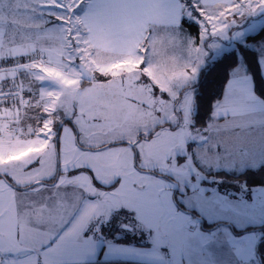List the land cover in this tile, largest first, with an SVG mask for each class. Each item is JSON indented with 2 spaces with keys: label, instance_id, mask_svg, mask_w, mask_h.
Masks as SVG:
<instances>
[{
  "label": "rangeland",
  "instance_id": "1",
  "mask_svg": "<svg viewBox=\"0 0 264 264\" xmlns=\"http://www.w3.org/2000/svg\"><path fill=\"white\" fill-rule=\"evenodd\" d=\"M82 1L0 0V60L23 49L48 56L24 76L6 71L16 75L28 105L25 112L0 105V264L105 258L101 250L117 237L128 242L125 259L113 262L148 260L140 252L183 259L194 243L187 239L198 233L183 226L190 213L220 223L211 231L263 224L264 185L220 188L225 180L216 172L257 167L264 157L240 163L242 150H230L240 138L225 136L229 149H218L212 123L199 128L192 113L200 70L264 26V0L216 11L201 4V17L187 7L198 36L150 26L135 55L96 51L77 11ZM259 60L261 67L264 55ZM236 81L227 82L212 118L264 103L253 80L240 87ZM45 214L51 216L41 219ZM262 232H234V251L251 257L249 264H264V249L260 259L256 248ZM202 236L229 247L218 235Z\"/></svg>",
  "mask_w": 264,
  "mask_h": 264
},
{
  "label": "crops",
  "instance_id": "2",
  "mask_svg": "<svg viewBox=\"0 0 264 264\" xmlns=\"http://www.w3.org/2000/svg\"><path fill=\"white\" fill-rule=\"evenodd\" d=\"M236 1L237 0H200V3L207 6L206 11L208 8H210V11H216L218 7L224 4H235ZM81 20L83 25L87 28L89 41L97 52H101L102 54L122 53L135 55L139 53L141 43L147 31L151 28L150 26H154V28L158 30H165L176 28L180 25L181 3L179 0H88L81 15ZM237 69L238 68L233 71L227 82H231L232 84L233 80L236 81L237 79L235 83L240 87L244 81L249 82L252 80L246 69L242 67L239 68V70ZM261 69L264 77L263 64H261ZM233 76H235V79H232ZM26 110L27 107L21 108L19 111L25 112ZM209 122L213 125L212 132H214V135H212V139L217 141L218 149H229V147L226 148L222 144L225 136L228 138L239 137L242 142L239 145L230 146V150H242L243 156L241 157L240 163H245L250 160L255 162L258 161L259 158L264 157V103H261L260 107L253 110L237 112L233 115L215 116L211 118ZM248 166H251V164ZM229 171H237V169L233 167L229 168ZM3 176L7 177L5 175ZM33 185L34 184L24 187H32ZM258 187L262 189L263 186ZM258 187H253L254 189L252 190H256ZM16 188L18 189L19 187ZM49 216H51V214L40 215L41 219H48ZM20 218H22V214H20ZM5 219L6 216L0 218V228L3 227ZM27 219L30 218L27 216ZM212 223L213 222H211V224ZM207 224L205 218L200 219V216L196 217L191 213L187 215L186 221L183 224L184 228L190 231L191 229L189 228H193V230L197 228L196 230L198 233H196L197 238L187 239V241H194V243L187 244L189 246V251L183 259H177V254H175V256H170V260L166 257L156 260V254L151 252H140V255L147 257L148 260L140 259L122 263L113 262L125 259V256L122 255L124 252L123 250H125L123 249V244L125 243L112 241L110 244H105L100 252L101 255L108 254L104 256L105 258L99 257L98 259H92L84 257L85 260H67L66 264H219V261L223 264H249L251 262V257L247 258L244 253L241 252L240 255H238L234 251L236 248L234 246L235 234L233 231L230 229L211 231L220 225L212 227L211 224ZM261 225H264V223L252 226ZM232 228L234 229L233 226ZM205 232L208 236L218 235L219 238L222 237L227 240L230 242L229 247L204 243L201 239L203 237L202 234ZM187 238H190V236ZM126 250H130L129 255H132L131 252H133V249L127 248ZM118 252H120V254ZM134 253L137 252L135 251ZM11 255L12 254L8 255V258H10ZM22 264L36 263L28 261ZM44 264H50V262Z\"/></svg>",
  "mask_w": 264,
  "mask_h": 264
},
{
  "label": "trees",
  "instance_id": "3",
  "mask_svg": "<svg viewBox=\"0 0 264 264\" xmlns=\"http://www.w3.org/2000/svg\"><path fill=\"white\" fill-rule=\"evenodd\" d=\"M81 1V0H75ZM88 0H83L81 4L77 7L78 14L81 16L86 2ZM181 3V23L176 28H171L175 32L178 31V34L182 38L186 36H198L199 32V23L195 21L194 18L187 15V7L192 8V15L196 17H201L199 10H201L200 0H179ZM53 8H56L55 6ZM57 21L54 17L52 22ZM154 28V27H153ZM150 30V28H149ZM147 31V33L149 32ZM147 33L141 43V47L145 45L148 40ZM33 49L27 51L26 49L10 51V54H5L3 59L6 62H11L15 59H23L25 55L36 51ZM264 55V26H262L257 32L249 34L246 36L245 40L242 42H236L234 47L228 51L223 52L219 57L214 60H208L207 64L200 70L198 79L195 82L197 92L195 93L193 99V113L192 120L195 126L202 128L207 124L208 121L212 118V112L214 110L215 102L219 101L223 94L224 88L226 86L229 77L231 76L233 70L240 64L243 63L246 71L250 74L253 82L254 89L258 96L264 100V94H262V89H264V77L260 67V56ZM29 67V66H28ZM25 68H20L21 76H24L23 72ZM61 123L57 124V129H59ZM217 176L224 178L222 184L226 185L223 187L221 184L220 188H238L239 185L237 182H241L244 186L248 188L258 187L264 185V164H261L254 168H246L243 171H224L220 170L216 172ZM55 179L44 180L45 183L50 184ZM43 182V181H42ZM101 187H106L101 185ZM29 188V187H24ZM18 189H21L20 187ZM193 212L192 210H188ZM192 214V213H191ZM194 215V214H193ZM220 225V223H216ZM215 223H212V227L216 226ZM249 230H260L264 231V225L261 226H248L243 229H235L236 235L242 234ZM234 233V234H235ZM113 242L126 243L128 238L126 237H117L113 239ZM257 253L259 258H262V250L264 249V233L258 241L257 244Z\"/></svg>",
  "mask_w": 264,
  "mask_h": 264
},
{
  "label": "built area",
  "instance_id": "4",
  "mask_svg": "<svg viewBox=\"0 0 264 264\" xmlns=\"http://www.w3.org/2000/svg\"><path fill=\"white\" fill-rule=\"evenodd\" d=\"M48 56L38 50L25 55L23 59H15L11 62H6L5 59L0 60V105L6 107L12 106L16 110L25 108L28 105V99L22 90L21 85L16 80V75H8L7 70H16L28 67L36 63H45Z\"/></svg>",
  "mask_w": 264,
  "mask_h": 264
},
{
  "label": "water",
  "instance_id": "5",
  "mask_svg": "<svg viewBox=\"0 0 264 264\" xmlns=\"http://www.w3.org/2000/svg\"><path fill=\"white\" fill-rule=\"evenodd\" d=\"M80 71L82 73V78L84 80H90L91 79V76L89 75L88 71L84 67H81Z\"/></svg>",
  "mask_w": 264,
  "mask_h": 264
},
{
  "label": "snow or ice",
  "instance_id": "6",
  "mask_svg": "<svg viewBox=\"0 0 264 264\" xmlns=\"http://www.w3.org/2000/svg\"><path fill=\"white\" fill-rule=\"evenodd\" d=\"M262 94H264V89H262Z\"/></svg>",
  "mask_w": 264,
  "mask_h": 264
}]
</instances>
